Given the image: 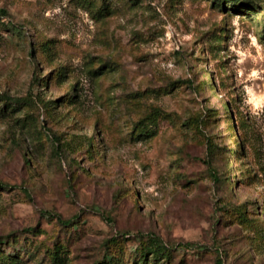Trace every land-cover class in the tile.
Listing matches in <instances>:
<instances>
[{"label":"rangeland","instance_id":"rangeland-1","mask_svg":"<svg viewBox=\"0 0 264 264\" xmlns=\"http://www.w3.org/2000/svg\"><path fill=\"white\" fill-rule=\"evenodd\" d=\"M264 264V0H0V264Z\"/></svg>","mask_w":264,"mask_h":264},{"label":"trees","instance_id":"trees-1","mask_svg":"<svg viewBox=\"0 0 264 264\" xmlns=\"http://www.w3.org/2000/svg\"><path fill=\"white\" fill-rule=\"evenodd\" d=\"M218 264H220V263H218Z\"/></svg>","mask_w":264,"mask_h":264}]
</instances>
